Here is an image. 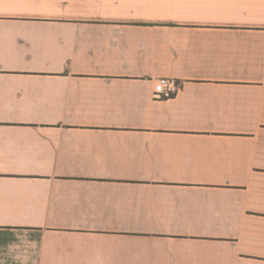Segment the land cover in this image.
<instances>
[{"label":"crops","instance_id":"crops-1","mask_svg":"<svg viewBox=\"0 0 264 264\" xmlns=\"http://www.w3.org/2000/svg\"><path fill=\"white\" fill-rule=\"evenodd\" d=\"M0 264H264V0H0Z\"/></svg>","mask_w":264,"mask_h":264},{"label":"built area","instance_id":"built-area-1","mask_svg":"<svg viewBox=\"0 0 264 264\" xmlns=\"http://www.w3.org/2000/svg\"><path fill=\"white\" fill-rule=\"evenodd\" d=\"M177 82L168 77H160L156 80L153 88L155 98L169 97L177 91Z\"/></svg>","mask_w":264,"mask_h":264}]
</instances>
